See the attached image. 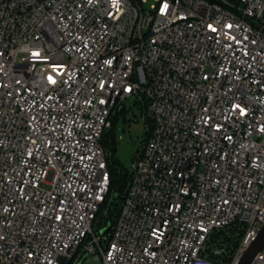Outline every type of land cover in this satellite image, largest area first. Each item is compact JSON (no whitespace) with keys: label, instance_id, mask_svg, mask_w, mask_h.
<instances>
[{"label":"built area","instance_id":"1","mask_svg":"<svg viewBox=\"0 0 264 264\" xmlns=\"http://www.w3.org/2000/svg\"><path fill=\"white\" fill-rule=\"evenodd\" d=\"M145 3L0 0V264H236L261 232L264 0ZM130 98L154 126L102 234L103 138Z\"/></svg>","mask_w":264,"mask_h":264},{"label":"trees","instance_id":"2","mask_svg":"<svg viewBox=\"0 0 264 264\" xmlns=\"http://www.w3.org/2000/svg\"><path fill=\"white\" fill-rule=\"evenodd\" d=\"M236 1V0H232ZM139 108L143 112L146 110V105L137 102ZM125 111V107L120 108L117 113L112 117V127L105 133L103 138V143L106 148L109 168L111 172V187L110 193L107 197L106 202L102 205L101 210L98 213L96 226L100 230L104 229L108 225L113 227L119 216L122 203L124 201L128 185L131 181V171L123 166L120 160L116 157L117 146H116V136H115V125L118 120L119 114ZM148 125L147 137L143 144V147L150 136L154 123L150 118L145 119ZM142 147V149H143ZM141 149V151H142ZM140 151V152H141ZM243 233H239L238 228H228L221 231L215 232L208 245V255L212 260H222L230 261L232 256L239 246ZM221 249L222 254L216 255L215 250Z\"/></svg>","mask_w":264,"mask_h":264},{"label":"rangeland","instance_id":"3","mask_svg":"<svg viewBox=\"0 0 264 264\" xmlns=\"http://www.w3.org/2000/svg\"><path fill=\"white\" fill-rule=\"evenodd\" d=\"M157 0H146L145 6L151 9ZM148 125L143 118L137 101L130 98L125 103V111L119 114L115 125L116 157L131 171L135 158L140 154L147 137ZM96 228V226H95ZM84 264H97L94 257H88Z\"/></svg>","mask_w":264,"mask_h":264},{"label":"water","instance_id":"4","mask_svg":"<svg viewBox=\"0 0 264 264\" xmlns=\"http://www.w3.org/2000/svg\"><path fill=\"white\" fill-rule=\"evenodd\" d=\"M111 230V225H108L101 230L102 234H106ZM264 248V226L259 233L257 239L248 247L242 258L236 264H251L256 255L262 251ZM86 256H84L78 264H84L86 261Z\"/></svg>","mask_w":264,"mask_h":264},{"label":"snow or ice","instance_id":"5","mask_svg":"<svg viewBox=\"0 0 264 264\" xmlns=\"http://www.w3.org/2000/svg\"><path fill=\"white\" fill-rule=\"evenodd\" d=\"M49 79H51V77Z\"/></svg>","mask_w":264,"mask_h":264}]
</instances>
